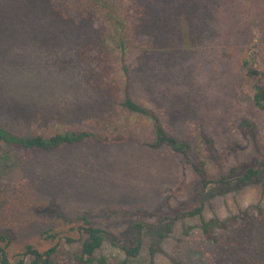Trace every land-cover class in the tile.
I'll use <instances>...</instances> for the list:
<instances>
[{
    "label": "rangeland",
    "instance_id": "374dc122",
    "mask_svg": "<svg viewBox=\"0 0 264 264\" xmlns=\"http://www.w3.org/2000/svg\"><path fill=\"white\" fill-rule=\"evenodd\" d=\"M153 11L162 13L157 4ZM89 28L77 0H0V124L22 136L87 130L106 138L53 151L0 144V249L10 264H29L27 246L44 252L58 245L55 264H80V218L87 215L118 241L98 251L106 264L125 258L122 247L137 223L140 264H150L154 242L156 264H222L264 215V178L227 189L218 183L235 167L264 161V111L254 100V86L264 85V0H240L228 11L211 6L199 40L157 48L147 58L109 37L115 51L107 80L120 86L112 97L99 94L91 82L96 65L81 58ZM127 86L169 135L190 144L189 162L168 147L149 146L154 122L123 111ZM195 164L212 181L207 187ZM201 206L217 242L206 238L198 216L177 219Z\"/></svg>",
    "mask_w": 264,
    "mask_h": 264
},
{
    "label": "trees",
    "instance_id": "16d2710c",
    "mask_svg": "<svg viewBox=\"0 0 264 264\" xmlns=\"http://www.w3.org/2000/svg\"><path fill=\"white\" fill-rule=\"evenodd\" d=\"M238 1L240 0H77V10L82 20L86 25H90L86 37L87 42L81 51V58L85 62L89 61L96 65L92 72L91 82L94 83V87L102 96H116L120 89L118 82L113 77L107 80L111 74L109 70L111 58L108 54L115 51L109 43V37L118 38L122 47L125 48L130 45L139 51L141 58H147L153 52L155 53L157 48L168 47L170 44L175 47L187 46L189 41L193 43L194 40H199L202 36L199 35L202 31L199 28V23L205 17L208 8L211 6L220 7L223 11H228L230 8H235ZM156 4L160 7L161 14H155L153 11ZM159 22H163L164 25L160 26ZM92 50H96V54L90 58V51ZM243 63L246 68L249 67L250 58H245ZM248 74L253 76L257 72L249 68ZM254 90L256 106L264 111V85L256 84ZM122 107L124 112L144 116L154 122L156 141L149 144L150 147H168L173 152L182 155L187 162L190 161V144L169 135L155 112L131 96L129 86L125 90ZM88 141L106 142V138L102 134L87 130L58 132L48 137L42 135L22 136L0 124V144L16 149L53 151ZM202 142L209 154H213L215 148L211 139L202 134ZM194 168L205 187L212 183L207 178L203 165L195 164ZM230 178H233L235 182ZM263 178L264 161L257 167L245 169L235 167L229 175L223 177L218 183L227 189L233 184L236 187H244L259 183ZM203 211L204 207L201 206L195 211L179 214L177 219L198 216L202 221L206 238L217 242L219 239L212 234V225L204 220ZM80 220L83 222L80 227L83 236L80 253L75 256V260L80 264H106L105 259H97L96 255L107 240L111 244L117 245V239L115 237L109 239L106 232L93 226L87 215H83ZM260 221L261 223L257 225L259 227L250 233L248 243L242 246L241 243L243 242H236L231 248L233 252L222 264H264V215L262 213L260 214ZM224 224L222 223V227L226 225ZM134 229L137 234L128 245L122 247L125 258L116 264H140L138 259L142 254L143 242L140 234L143 225L137 223L134 225ZM171 231L172 228L169 226L167 233ZM165 236V231L159 232L158 239L161 240ZM10 237V234L2 236L3 239L7 240ZM51 237L54 238L55 236ZM68 241L73 242L72 239H68ZM157 246V243L154 242L150 248V264H156L154 255L158 251ZM58 252V245L44 252H40L33 246H27L23 255L31 258L29 264H55ZM23 263L24 260L20 261V264ZM0 264H10L5 249H0ZM175 264L181 263L175 262Z\"/></svg>",
    "mask_w": 264,
    "mask_h": 264
}]
</instances>
